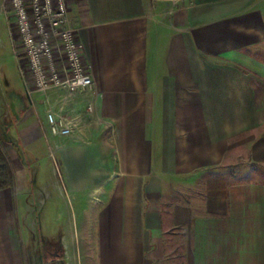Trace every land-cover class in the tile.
I'll list each match as a JSON object with an SVG mask.
<instances>
[{"label":"crops","instance_id":"crops-1","mask_svg":"<svg viewBox=\"0 0 264 264\" xmlns=\"http://www.w3.org/2000/svg\"><path fill=\"white\" fill-rule=\"evenodd\" d=\"M68 3L94 90L33 93L38 121L7 145L0 264H264V0ZM49 108L75 134L52 135ZM54 185L78 203L70 244L31 217Z\"/></svg>","mask_w":264,"mask_h":264},{"label":"built area","instance_id":"built-area-1","mask_svg":"<svg viewBox=\"0 0 264 264\" xmlns=\"http://www.w3.org/2000/svg\"><path fill=\"white\" fill-rule=\"evenodd\" d=\"M15 16V25L31 72L34 88L47 94L65 90L69 96L93 92L94 80L85 59V47L69 16L68 0H4ZM92 113L93 105L88 106ZM49 129L68 137L78 129L72 117L49 108Z\"/></svg>","mask_w":264,"mask_h":264},{"label":"rangeland","instance_id":"rangeland-1","mask_svg":"<svg viewBox=\"0 0 264 264\" xmlns=\"http://www.w3.org/2000/svg\"><path fill=\"white\" fill-rule=\"evenodd\" d=\"M3 2L4 0H0V139L7 151L10 138L15 132L17 133L15 130L19 129L24 119L27 118V121L36 123L38 116L31 102V99L35 100L37 95L31 94V98L28 93V91L33 90L34 84L25 59L22 41L16 29L15 16L7 4L2 5ZM40 116L41 118L44 117L42 110H40ZM12 146L14 147V145ZM37 149L43 156L39 161V166L42 168L41 180L49 183L50 180L56 179L52 172L56 171L57 167L61 170L60 162L57 160V167L54 168L53 158L56 153L54 147L50 148L45 144L38 145ZM61 193L59 186L50 188L45 199L41 202L38 199L39 194L36 193V196L34 195L35 202L32 203L30 209L31 217L37 216L39 222L37 227H42L46 233L55 234V232L59 233L60 230H64V235L68 240L66 243L70 244L69 240L75 221L74 207L78 203L73 201L71 196L66 197L65 194L61 195ZM42 208H44V213L41 216ZM77 211H79L78 206ZM78 222L81 229L80 217ZM28 243L33 248L38 244L33 239ZM93 262L91 261L90 264H94ZM180 262L178 260L176 264H180Z\"/></svg>","mask_w":264,"mask_h":264},{"label":"trees","instance_id":"trees-1","mask_svg":"<svg viewBox=\"0 0 264 264\" xmlns=\"http://www.w3.org/2000/svg\"><path fill=\"white\" fill-rule=\"evenodd\" d=\"M14 185L15 169L0 139V190L13 188Z\"/></svg>","mask_w":264,"mask_h":264}]
</instances>
